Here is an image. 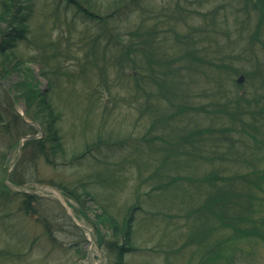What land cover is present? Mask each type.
<instances>
[{"label": "rangeland", "instance_id": "374dc122", "mask_svg": "<svg viewBox=\"0 0 264 264\" xmlns=\"http://www.w3.org/2000/svg\"><path fill=\"white\" fill-rule=\"evenodd\" d=\"M29 1L32 3V27L37 30L44 24L43 30L58 45L37 47L28 41L19 42L16 51L27 61L22 66L25 71H13L4 80L5 85L17 87L24 81H33V76L40 92L50 93L63 110L59 126L69 160L49 164L24 151L17 167L24 178L32 181L29 188L40 194L56 195L65 205L43 197L36 211L25 212L20 210L19 200L9 203L10 215L0 217V264H110L105 253L106 241H101L106 227L99 223V215L103 212L100 205L104 204L111 215L122 221L129 206L138 200L146 201L132 215L137 217L136 230L147 249L139 254H128V264H190L196 253L206 250L215 253L214 264H264V148L258 152L254 150V159L247 156L256 162L255 167L262 169L261 190L252 215L240 217L241 214L235 216L231 212L224 223L216 216L215 227L206 232V237H199V233L193 231V215L189 216L193 212L187 204L202 203L201 190L193 199L183 195L182 200H177L186 204L184 207L172 203L170 197H147L149 184L141 181L140 172L143 176L150 174L157 168L160 155L151 149L156 143L150 141L153 131L150 130L151 117L146 115L149 111L143 113L147 102L143 95H133L135 91L127 88L137 85L136 78H131L132 69L121 70L120 65H117L119 68L114 65L105 71L103 64L97 67L91 62L82 71L86 65L80 66V63L87 58V46L91 42L83 41L84 36L90 38L96 34L99 21L80 13L67 0ZM72 1L85 8L95 6L100 17L117 4L127 6L125 16L128 14V17L121 18L120 26L123 29L133 27L134 31L139 29L143 34L138 37L142 38L140 46L148 42L147 36H153L158 42L156 46L161 44L164 50L168 49L169 59H162V62L164 65L174 63L171 66L179 73V81L186 90L184 96L190 104L213 108L214 104H227L242 94L253 101L251 109H257L260 103L264 105L262 7H255L259 11L256 12L254 7H247V0ZM146 31L148 35L145 36ZM200 36L210 38L208 54L201 56V61L185 59L187 53L199 52ZM139 52L144 57L140 58V65L144 66L153 53L151 50ZM99 54L94 55L95 60ZM43 70L55 79L54 87L49 77L42 75ZM242 74L246 76L245 82L239 84L237 79ZM169 78L163 77L166 85H159V90L169 89ZM89 82L93 84L92 94L85 90ZM150 82H161V78L159 81L151 78ZM259 98H262L260 103L257 102ZM160 105L168 104L163 101ZM194 114L200 125L211 124L203 113ZM256 117L264 125V111L250 113L247 121H257ZM247 121L232 124L230 120H217L215 126L230 127L233 147L247 149L243 144L247 136L240 132L247 129ZM126 136L135 139L125 140ZM19 140L0 137V192L17 160ZM72 155L83 157L71 163ZM200 159L190 158L189 164H197L201 174L211 168L217 169L215 164L221 165L219 161L202 165ZM238 167L241 171L250 170ZM229 168L237 170L234 165ZM77 186L80 194L89 190L97 196L98 202L88 197L84 202L78 199L70 189ZM185 187L190 188L187 184ZM159 209L169 216L159 214ZM74 217L91 230V245L88 242L90 232L79 228ZM172 249L178 250L170 253ZM165 251L171 254L170 259Z\"/></svg>", "mask_w": 264, "mask_h": 264}, {"label": "trees", "instance_id": "16d2710c", "mask_svg": "<svg viewBox=\"0 0 264 264\" xmlns=\"http://www.w3.org/2000/svg\"><path fill=\"white\" fill-rule=\"evenodd\" d=\"M67 1L73 4L80 13H84L100 23L99 31L96 34L90 38L84 36L83 41L87 39L91 42L87 46V58L80 63V66L86 65L82 71L91 62L97 67L103 64L105 71L106 69L109 71L114 65L118 68L117 65H120L121 70L130 67L132 69L131 78H136L137 85L135 87L127 86V88L129 91H135L132 92L133 95H143L147 102L143 113L149 111L146 115L151 117L150 130L153 131L150 141L156 143V146H151V149L160 155L157 168L152 170L150 174L143 176V173L140 172L141 177H143L141 181L143 183L146 181L149 184V191L146 192L147 197L163 198L165 196V198L170 197L169 200L172 203H178L183 199V195L193 199L196 192L201 190L200 199L204 201L199 204H187L189 211L194 213L189 214L190 217L193 215V220H191V223L194 224L193 231L198 232L199 237H206V232L213 229L214 224H217V217L222 220V223L230 218L231 212H234L235 216L241 214V217L246 214L250 217L261 190L262 169L259 170L255 167L256 164L254 163L256 162L251 158L247 159V156L254 159V150L258 152L264 148V125L260 123L259 117H256L257 121H247V118H249L250 113L259 110L264 111V105L260 103L262 98L257 99V102L260 103L257 109H251L253 101L242 94H239L238 99L227 104H214L213 108L203 104H190L184 96L186 90L179 81L180 75L171 66L174 63L164 65L162 62V59H169L166 53L168 49L164 50V46L161 44L156 46L158 42L153 36H147L148 42L145 41L140 46L143 34L139 33V29L134 31L135 28L133 27L123 29L120 26L122 24L121 18L127 19L128 17V14L125 16L127 6L117 4L113 10L106 11L103 18L95 11V6L85 8L81 4H74L72 0ZM31 6L32 3L29 0H1L0 76L3 80H6L13 71L19 73L25 71L22 66L27 61L21 59L16 51L19 42L28 41L37 47H50L52 45L55 48V45H58V43H54L52 36L43 30L45 29L44 24L40 27L41 29L38 28L40 31L32 27ZM247 7H254V10L255 7H262V11H264V0H247ZM262 15L264 16V14ZM155 27L152 29L154 30ZM139 35L140 38H138ZM144 35H148L147 31ZM39 42H42L43 45ZM207 42L210 43V38L201 37L198 41L199 52L197 54L187 53L184 58L203 60L201 56L208 54L210 48ZM140 50L145 52L151 50L153 53L152 58L149 57L144 66L140 65V58H144L143 54L139 52ZM98 53L100 54L95 60L94 55ZM89 54L90 58H88ZM42 75L48 76L53 87L55 86L56 81L47 70H43ZM165 75L170 76V82L167 80L170 84L169 89L159 90V85L161 87L166 85L163 79ZM106 76L107 73L105 72ZM151 78L157 81L161 78V82L152 84ZM32 79L31 82L27 80L17 84L18 88L16 86L10 87L14 99L0 83V137H5L8 140H19L22 136L35 133L36 128L23 118L17 108V103L22 104L27 109V117L38 121L44 129V135L41 138L27 140L24 151L31 153L35 158L45 159L49 164L63 163V161L69 160L64 135H62L59 126V122L63 118V110L51 98L50 93H41L38 82L33 76ZM89 84L85 90L92 94L93 84L90 82ZM74 97L76 100V96ZM262 97L264 98V95ZM163 101L168 105L161 106ZM202 108L206 110L202 112ZM198 112L203 113L204 118L211 121L209 126L200 125L198 120L194 118V113ZM217 120L222 122L230 120L232 124L247 121V129L240 130L244 136H247L243 142L247 149H243V147L242 149L234 148L232 138H230L232 136L230 127H216ZM145 136L144 139H146ZM126 137L125 140L135 139L129 138L130 136ZM101 143L102 141L97 142L98 145ZM223 144L225 148H223ZM83 155H72L71 163L81 159ZM190 158L193 160L201 158L200 161L203 160L202 165L207 164L209 166V163L215 164L217 161L221 165L215 164L217 169L211 168V171H205L201 174L197 169V164H189ZM247 162L250 164L247 165ZM232 165L237 170L228 169ZM238 166H244L250 170L241 171L238 170ZM11 180L16 184L32 183L31 180L21 175L19 167L13 172ZM186 184L190 187L189 189L185 187ZM70 189L75 191L77 198L79 197L78 199H82L83 202L87 197L98 202L97 196H94L89 190L80 194L82 192H78V186ZM42 199H44L42 196L13 190L4 184L2 192H0V217L10 215L7 207H10L9 203L11 202L19 200L21 203L20 210L30 212L37 210V203ZM144 201L146 200H138L129 206L128 213L122 221L111 215L103 206L104 204L100 205L103 212L99 215V223L106 227V234L102 235L101 241H106L105 253L111 260L110 264H128V254H139L147 249L142 242L140 233L136 230L138 227L137 217L132 215L141 209ZM178 204L179 207L186 206L184 203ZM161 211L159 209V214L163 213L169 216V214ZM148 249L152 250V248ZM177 250L172 249L170 253H176ZM164 253L167 255V259H170L171 254L167 251ZM214 254L211 250H206L202 254L201 252L200 254L196 253L190 260V264H214L216 262ZM216 254L218 255V253ZM218 258L220 257L217 256Z\"/></svg>", "mask_w": 264, "mask_h": 264}, {"label": "water", "instance_id": "95a60500", "mask_svg": "<svg viewBox=\"0 0 264 264\" xmlns=\"http://www.w3.org/2000/svg\"><path fill=\"white\" fill-rule=\"evenodd\" d=\"M243 81H244V76H241L240 79H239V82H243ZM25 114H26V110H25V108H24L23 115L25 116ZM29 123L32 124V125H36V126L39 128V130L43 133V128L41 127V125H40L39 123L34 122V121H29ZM39 136H40L39 134H32V135H27V136H25L24 139L38 138ZM23 147H24V141H23V139H22L21 142H20V153H19V156H20L21 153H22ZM16 163H17V162H16ZM13 169H14V168H12V170H11V172H10V176H11V173H12ZM10 176H9V177H10ZM8 184H10L11 186H13V187H15V188H18V189H21V188H25V187H26V185H15V184H12V183L9 182V181H8ZM50 197H52V198H54V199H57V200L61 201V199H60L59 197L55 196V195H50ZM83 228H84V229H87V227H85V226H83Z\"/></svg>", "mask_w": 264, "mask_h": 264}]
</instances>
